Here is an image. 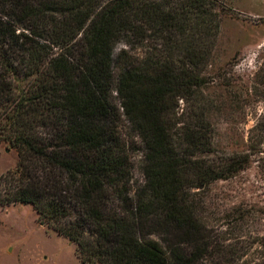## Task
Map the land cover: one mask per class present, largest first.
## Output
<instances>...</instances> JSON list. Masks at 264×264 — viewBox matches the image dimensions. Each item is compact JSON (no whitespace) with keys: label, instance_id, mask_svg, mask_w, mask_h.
I'll return each mask as SVG.
<instances>
[{"label":"trees","instance_id":"1","mask_svg":"<svg viewBox=\"0 0 264 264\" xmlns=\"http://www.w3.org/2000/svg\"><path fill=\"white\" fill-rule=\"evenodd\" d=\"M226 9L224 0H0V141L17 153L0 174V207L31 205L80 264H233L191 200L252 155L263 154L264 174V114L247 150L211 158L212 103L200 90ZM121 114L142 144L134 190Z\"/></svg>","mask_w":264,"mask_h":264},{"label":"rangeland","instance_id":"2","mask_svg":"<svg viewBox=\"0 0 264 264\" xmlns=\"http://www.w3.org/2000/svg\"><path fill=\"white\" fill-rule=\"evenodd\" d=\"M224 2L227 9L221 13L212 58L204 71L207 83L200 90L212 103L215 160L247 150L252 129L264 114V0ZM122 48L125 45L117 44L115 58ZM178 105V113L189 111V103L179 99ZM119 127L132 146L129 184L134 190L144 183L142 144L129 136L122 114ZM261 155H252L249 165L232 176L191 190L196 214L212 243L224 247L229 263L264 262V174L256 161ZM16 162V150L0 141V174L14 169ZM0 264L80 261L72 242L41 223L31 205L17 203L0 207Z\"/></svg>","mask_w":264,"mask_h":264}]
</instances>
